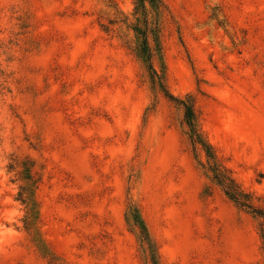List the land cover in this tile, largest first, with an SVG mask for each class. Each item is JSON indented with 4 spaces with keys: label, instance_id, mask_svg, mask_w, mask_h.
I'll return each mask as SVG.
<instances>
[{
    "label": "rangeland",
    "instance_id": "1",
    "mask_svg": "<svg viewBox=\"0 0 264 264\" xmlns=\"http://www.w3.org/2000/svg\"><path fill=\"white\" fill-rule=\"evenodd\" d=\"M164 1L168 88L194 95L220 159L264 203V0ZM102 9L0 0V264H146L131 202L162 264H264V219L207 176L182 108L101 29ZM12 158L36 163L53 260L24 228Z\"/></svg>",
    "mask_w": 264,
    "mask_h": 264
},
{
    "label": "trees",
    "instance_id": "2",
    "mask_svg": "<svg viewBox=\"0 0 264 264\" xmlns=\"http://www.w3.org/2000/svg\"><path fill=\"white\" fill-rule=\"evenodd\" d=\"M100 2L103 5L99 17L101 29L108 34H116L144 67L152 88L161 91L182 108L190 145L197 156L204 155L205 161L200 164L207 176L238 207L264 219L262 198L246 191L241 186L231 169L220 159L215 147L202 129L194 95L187 94L184 97H178L168 88L163 31L169 9L165 1L134 0V9L131 13L125 12L117 0H100ZM35 167V161H21L19 158H12L8 166L10 171L18 168L17 180H20L21 184L17 199L25 207V215L22 219L24 228L32 236L42 254L53 260V253L40 233V208L36 198V189L41 178L38 177ZM126 220L140 242L145 263L162 264L157 243L144 221L140 207L135 202L129 204Z\"/></svg>",
    "mask_w": 264,
    "mask_h": 264
}]
</instances>
